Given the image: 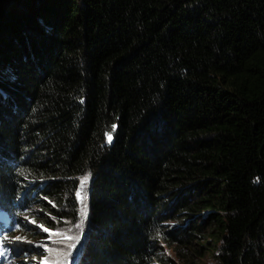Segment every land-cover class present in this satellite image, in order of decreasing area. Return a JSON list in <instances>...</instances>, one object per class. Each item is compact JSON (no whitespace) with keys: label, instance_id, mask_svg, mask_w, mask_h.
I'll return each instance as SVG.
<instances>
[{"label":"trees","instance_id":"trees-1","mask_svg":"<svg viewBox=\"0 0 264 264\" xmlns=\"http://www.w3.org/2000/svg\"><path fill=\"white\" fill-rule=\"evenodd\" d=\"M85 176L73 264H264V0H0V212L71 234Z\"/></svg>","mask_w":264,"mask_h":264},{"label":"rangeland","instance_id":"rangeland-1","mask_svg":"<svg viewBox=\"0 0 264 264\" xmlns=\"http://www.w3.org/2000/svg\"><path fill=\"white\" fill-rule=\"evenodd\" d=\"M81 181V180H80ZM89 181V179H88ZM86 182L83 189H81V187H79L78 191L81 192V197L82 198H78V204H79V217L78 220L76 221V223L74 224V226L70 229L71 230V234L66 235L64 238H60L59 235H56V233L51 232V231H45L44 228H41L39 225H37L36 223L30 222L28 221L27 224L29 226L35 227V228H39L41 230H43L46 233L47 239L42 243V245L40 243L34 242V243H25L26 245H30L32 246V248L34 249L35 247H38L39 249L41 247L45 248L47 245L49 244H54V243H60L62 241H67L69 243V252H71V255L68 256V253L63 256L64 260L61 261L60 260V256L59 257H55V254L52 256L51 261H47L46 258L41 257V261L39 264H43L44 261L47 262V264H71L72 260H74L78 249L80 248V246L82 245V241L86 235V229L85 226L87 225V221L89 219V191H90V186H89V182ZM77 225H80V227H77ZM73 232L75 234H77L75 237H72ZM10 242L16 243V244H20L19 240H10ZM73 245H75V247H73ZM51 247H53L51 245ZM15 250L18 253L19 256V261L22 264V257L20 256V252H19V246L17 245V247H15ZM55 253H58L59 255L61 254V251L59 249L55 250ZM57 259V260H55ZM34 262H27L26 264H35L37 261L36 260H32ZM26 262V261H24Z\"/></svg>","mask_w":264,"mask_h":264},{"label":"snow or ice","instance_id":"snow-or-ice-1","mask_svg":"<svg viewBox=\"0 0 264 264\" xmlns=\"http://www.w3.org/2000/svg\"><path fill=\"white\" fill-rule=\"evenodd\" d=\"M113 127H115V126H113ZM107 139H108V142H111L112 141V135L108 134L107 135ZM88 179H89V176H85V177L81 178V181H80L81 189H83V187H84L85 183L88 181ZM76 195H77L78 198H82L80 191H77ZM77 227H80V225H77ZM44 230L48 231V229H44ZM19 239H20L19 237H16V240H19ZM73 247H75V245H73ZM2 255H3V253L0 252V256H2ZM43 264H47V262L44 261Z\"/></svg>","mask_w":264,"mask_h":264},{"label":"clouds","instance_id":"clouds-1","mask_svg":"<svg viewBox=\"0 0 264 264\" xmlns=\"http://www.w3.org/2000/svg\"><path fill=\"white\" fill-rule=\"evenodd\" d=\"M8 161H10V160H8ZM89 193H90V191H89ZM89 201H90V196H89ZM76 202H77V214H78V217H79V204H78V199H77V197H76ZM27 214H29V211L27 212V213H23V218H22V220L21 221H23V222H25V223H27L29 220L28 219H30L28 216H27ZM20 219V218H19ZM31 221H33V219L31 220ZM76 223V222H75ZM74 223V224H75ZM37 225H39V224H37ZM88 228H89V219H88V221H87V225L85 226V229H86V235H85V237H84V239H83V241H82V245L84 246V244H85V242H86V236H87V231H88Z\"/></svg>","mask_w":264,"mask_h":264}]
</instances>
